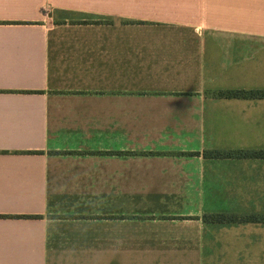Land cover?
<instances>
[{
  "label": "crops",
  "instance_id": "0c3cea01",
  "mask_svg": "<svg viewBox=\"0 0 264 264\" xmlns=\"http://www.w3.org/2000/svg\"><path fill=\"white\" fill-rule=\"evenodd\" d=\"M264 0H0V264H264Z\"/></svg>",
  "mask_w": 264,
  "mask_h": 264
},
{
  "label": "trees",
  "instance_id": "16d2710c",
  "mask_svg": "<svg viewBox=\"0 0 264 264\" xmlns=\"http://www.w3.org/2000/svg\"><path fill=\"white\" fill-rule=\"evenodd\" d=\"M228 96H264V90L259 91H243V90H236L226 92ZM264 152L262 151H219V150H212V151H204L203 155L206 157H224V156H262ZM259 218L260 220H264V216L256 217L254 215L248 216H237L234 214H224V213H215V214H205L203 215V219L205 221L210 222H235V221H249V220H256Z\"/></svg>",
  "mask_w": 264,
  "mask_h": 264
}]
</instances>
